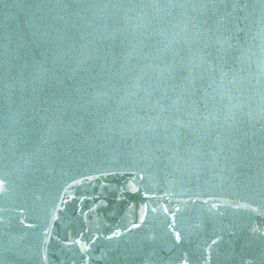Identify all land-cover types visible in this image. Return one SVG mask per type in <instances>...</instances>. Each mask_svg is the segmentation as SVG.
I'll return each mask as SVG.
<instances>
[{"label":"water","instance_id":"1","mask_svg":"<svg viewBox=\"0 0 264 264\" xmlns=\"http://www.w3.org/2000/svg\"><path fill=\"white\" fill-rule=\"evenodd\" d=\"M0 264H264V0H0Z\"/></svg>","mask_w":264,"mask_h":264}]
</instances>
